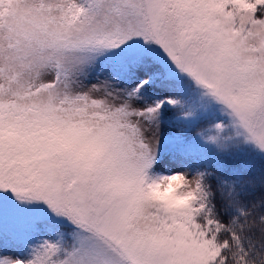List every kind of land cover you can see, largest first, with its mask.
<instances>
[{"label": "snow or ice", "instance_id": "snow-or-ice-1", "mask_svg": "<svg viewBox=\"0 0 264 264\" xmlns=\"http://www.w3.org/2000/svg\"><path fill=\"white\" fill-rule=\"evenodd\" d=\"M0 264H264V0H0Z\"/></svg>", "mask_w": 264, "mask_h": 264}]
</instances>
